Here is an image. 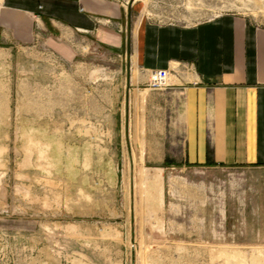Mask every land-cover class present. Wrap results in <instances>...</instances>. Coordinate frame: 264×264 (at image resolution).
I'll return each instance as SVG.
<instances>
[{
	"label": "rangeland",
	"instance_id": "1",
	"mask_svg": "<svg viewBox=\"0 0 264 264\" xmlns=\"http://www.w3.org/2000/svg\"><path fill=\"white\" fill-rule=\"evenodd\" d=\"M94 1L122 18L60 34L56 0H0V264H264L261 174L144 162L123 49L138 20L264 27V0Z\"/></svg>",
	"mask_w": 264,
	"mask_h": 264
},
{
	"label": "crops",
	"instance_id": "2",
	"mask_svg": "<svg viewBox=\"0 0 264 264\" xmlns=\"http://www.w3.org/2000/svg\"><path fill=\"white\" fill-rule=\"evenodd\" d=\"M50 16L60 34H90L99 17L118 20L123 12L106 2L56 0ZM132 33L131 47L123 46L131 67L124 93L144 123L143 161L162 169L243 167L264 184V27L223 16L195 29L138 20ZM119 34L103 36L122 46ZM172 69L168 87L149 88L153 72Z\"/></svg>",
	"mask_w": 264,
	"mask_h": 264
},
{
	"label": "built area",
	"instance_id": "3",
	"mask_svg": "<svg viewBox=\"0 0 264 264\" xmlns=\"http://www.w3.org/2000/svg\"><path fill=\"white\" fill-rule=\"evenodd\" d=\"M173 71L174 69L172 71L160 70L153 72L151 74L149 88L153 90H162L168 87Z\"/></svg>",
	"mask_w": 264,
	"mask_h": 264
},
{
	"label": "bare ground",
	"instance_id": "4",
	"mask_svg": "<svg viewBox=\"0 0 264 264\" xmlns=\"http://www.w3.org/2000/svg\"><path fill=\"white\" fill-rule=\"evenodd\" d=\"M170 81H171V79H170Z\"/></svg>",
	"mask_w": 264,
	"mask_h": 264
}]
</instances>
